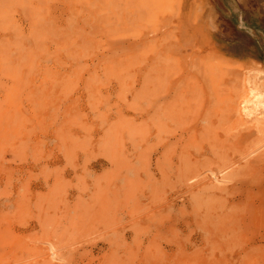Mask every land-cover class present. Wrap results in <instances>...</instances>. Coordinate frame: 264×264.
Segmentation results:
<instances>
[{"label": "rangeland", "instance_id": "rangeland-1", "mask_svg": "<svg viewBox=\"0 0 264 264\" xmlns=\"http://www.w3.org/2000/svg\"><path fill=\"white\" fill-rule=\"evenodd\" d=\"M263 69L264 0H0V264H264Z\"/></svg>", "mask_w": 264, "mask_h": 264}, {"label": "bare ground", "instance_id": "bare-ground-1", "mask_svg": "<svg viewBox=\"0 0 264 264\" xmlns=\"http://www.w3.org/2000/svg\"><path fill=\"white\" fill-rule=\"evenodd\" d=\"M263 71H264V69H263ZM254 77V76H253ZM250 78H252V77H250ZM259 78H260V76H259ZM256 79L254 78V81H255ZM254 81H253V78H252V81H251V79H250V81H249V84H250V82H251V84H252V82L254 83ZM257 83H259L258 82V80L256 81ZM255 82V83H256ZM256 88H257V90H254V93L252 94V95H254L255 94V92H256V95H255V98L253 99L252 98V96H250V95H245V97H243L242 99H241V103L242 104H244V106L243 107H241V105H239L240 106V108L238 109L239 110V113H240V115H241V112L243 111V112H245V113H250V107L254 104H264V84H260L259 83V85H257V84H253ZM252 85V86H253ZM246 86V85H245ZM255 87H253V88H255ZM252 89V88H251ZM249 94H251V93H249ZM253 110V109H252ZM236 112H238V111H236ZM252 113V112H251ZM250 115V114H249ZM263 115V114H262ZM243 116V115H242ZM241 116V117H242ZM251 116V115H250ZM158 118V117H157ZM150 119V118H149ZM256 120V119H255ZM245 121V120H244ZM263 121V120H262ZM252 122V121H251ZM258 124H260V123H257V128L259 129V131H261V130H263L264 129V124L263 125H259L258 126ZM264 135V134H263ZM243 152V151H242ZM219 166V165H218ZM223 169V168H222ZM223 174V173H222ZM214 175V174H213ZM193 177V176H192ZM197 177V176H196ZM196 177H194L193 179L194 180H196L197 178ZM216 177V176H215ZM220 181V180H219ZM223 181L221 180L219 183H222ZM224 184V183H223ZM49 215V214H48ZM50 217V216H49ZM50 222V221H49ZM53 222V221H52ZM171 240V239H170ZM27 241V240H26Z\"/></svg>", "mask_w": 264, "mask_h": 264}]
</instances>
